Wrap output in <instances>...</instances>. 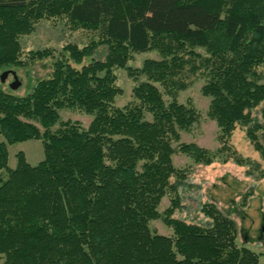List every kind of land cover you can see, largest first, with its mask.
<instances>
[{"label": "trees", "instance_id": "16d2710c", "mask_svg": "<svg viewBox=\"0 0 264 264\" xmlns=\"http://www.w3.org/2000/svg\"><path fill=\"white\" fill-rule=\"evenodd\" d=\"M60 16L97 30L98 40L67 44V56L25 96L0 78L2 264H261L260 253L238 245L235 220L215 203L201 207L210 225L174 217L187 172L173 156L246 164L230 144L241 126L264 159V106L261 117L253 114L264 105V0H0V72L55 57L46 48L24 58L20 37ZM100 45L105 58L84 63ZM152 49L162 59L127 65L132 52ZM116 68L137 81L124 106L115 104ZM199 72L219 128L217 152L181 141L199 112L176 95ZM64 108L93 119L86 128L61 121ZM31 139L42 141L44 159L32 165L19 151L11 168L8 144ZM167 194L162 217L172 235L150 226Z\"/></svg>", "mask_w": 264, "mask_h": 264}, {"label": "rangeland", "instance_id": "374dc122", "mask_svg": "<svg viewBox=\"0 0 264 264\" xmlns=\"http://www.w3.org/2000/svg\"><path fill=\"white\" fill-rule=\"evenodd\" d=\"M98 34L97 30L85 29L81 26L74 27L64 16L39 21L33 32L20 37L24 49L23 57L29 58L30 50L46 48L52 49L55 57L29 60L27 68L13 67L11 70L20 78V87L11 88L10 84L14 80V74L10 73L4 89L18 96H25L32 90L38 79L51 75L56 58L62 55L67 56V53L63 52L67 44L75 43L83 47L93 40H98ZM196 51L207 55L204 48H197ZM107 53V46L100 45L90 57L84 60V63H89L91 57L104 59ZM148 59H162V56L156 49L132 52L127 65L139 69ZM114 71L117 77L116 84L122 89L116 97L115 104L124 106L133 100V88L137 81L130 75L127 68H116ZM1 72L0 75L4 71ZM197 74L191 76L188 86L179 90L176 95L179 101L192 104L199 112L198 121L189 130L182 131L181 141L194 142L212 152H217L221 146L218 139L219 128L216 121L208 115L211 97L204 95L202 91L207 77L201 72ZM140 79H145V77L142 75ZM160 89L163 91L162 87ZM262 106L264 105H260L253 111L255 116H262ZM92 119L93 116L78 109L64 108L60 111L61 121H79L85 128L89 126ZM58 127L59 124L55 128ZM3 140H5L4 136L0 135V142ZM261 140L264 143V137H261ZM230 144L247 159L246 164H239L235 159L226 162L215 159L209 164L195 163L189 156L179 152L175 153L174 165L186 170L187 176L179 185L182 206L176 210L174 217L187 222L210 225L212 220L204 214L201 207L205 203H215L224 214L235 220L238 228V245L260 253V262L264 264V159L255 149L244 127L238 126L234 130ZM8 149L11 168L17 166L19 151L25 153L32 165H37L44 159V147L40 139L8 144ZM175 180L177 178L173 177L172 181ZM170 203L171 195L167 194L162 198L158 207L161 216L150 221L152 230L160 234L172 235L173 233L162 217ZM2 262L3 260L0 259V264Z\"/></svg>", "mask_w": 264, "mask_h": 264}, {"label": "water", "instance_id": "95a60500", "mask_svg": "<svg viewBox=\"0 0 264 264\" xmlns=\"http://www.w3.org/2000/svg\"><path fill=\"white\" fill-rule=\"evenodd\" d=\"M10 73H13V74H14V80H13V81L11 82V84H10L11 88H13V89H17V88H19V87H20V84H21V82H20V78H19V76L16 75L11 69H9V70H5V71L1 74V76H0V78H1V82H2V83H6V80H7V78H8V76H9Z\"/></svg>", "mask_w": 264, "mask_h": 264}]
</instances>
